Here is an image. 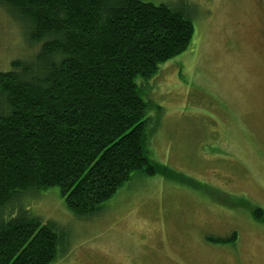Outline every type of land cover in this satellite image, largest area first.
Segmentation results:
<instances>
[{
  "label": "rangeland",
  "instance_id": "1",
  "mask_svg": "<svg viewBox=\"0 0 264 264\" xmlns=\"http://www.w3.org/2000/svg\"><path fill=\"white\" fill-rule=\"evenodd\" d=\"M140 1L180 9L194 28L185 52L136 80L149 160L182 178L135 174L89 216L57 188L21 206L54 224L51 264H264V218L253 216L264 212V0ZM26 32L0 5V72L37 53Z\"/></svg>",
  "mask_w": 264,
  "mask_h": 264
},
{
  "label": "trees",
  "instance_id": "2",
  "mask_svg": "<svg viewBox=\"0 0 264 264\" xmlns=\"http://www.w3.org/2000/svg\"><path fill=\"white\" fill-rule=\"evenodd\" d=\"M0 5L39 45L31 62L0 72V264H51L61 239L21 206L29 193L57 188L69 211L89 216L135 174L182 178L149 160L136 80L185 52L194 28L182 10L140 0Z\"/></svg>",
  "mask_w": 264,
  "mask_h": 264
}]
</instances>
